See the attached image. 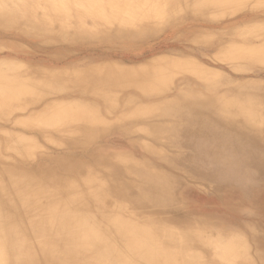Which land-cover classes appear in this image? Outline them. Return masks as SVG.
Wrapping results in <instances>:
<instances>
[{"label": "bare ground", "instance_id": "bare-ground-1", "mask_svg": "<svg viewBox=\"0 0 264 264\" xmlns=\"http://www.w3.org/2000/svg\"><path fill=\"white\" fill-rule=\"evenodd\" d=\"M239 3L240 0H0V25L5 26L7 23L19 25L16 32L23 35L30 34L28 30L30 28L36 29L31 36L35 38H32L33 41L40 45L42 42L37 37L45 39L48 36H56L54 38L58 40L53 38L54 41L61 43L63 38L73 40L69 36L75 37L81 33L98 34L109 28L114 30L99 35L112 34L114 37L142 39L152 32H165L169 29L167 37H173L177 36L185 23L178 20L179 18L191 17L189 21L192 22L196 18L203 19L204 14L210 10L225 11L233 9ZM261 14L264 16V12ZM259 16L261 15L257 12L248 11L242 14L240 21ZM175 19L177 20L173 22ZM15 51L20 52L16 54H23L20 56L22 59L35 58V54L24 53L26 51L24 49L18 48ZM49 55L57 60L66 58L65 61H68L71 58L56 52ZM35 72L45 79L68 81L73 87H77L79 82L76 78L67 77L69 72L52 73L31 69L23 73V76L28 78L24 81L37 78ZM114 74L109 72L100 79L109 86L96 85L94 89L90 88L88 91L64 92L62 98L90 95L89 99L95 102L98 100L108 102L111 92L120 89L115 86L117 83L124 85L127 80L129 81L127 83L137 84L139 80H149L145 75L129 74L116 78L112 77ZM161 74L162 69H159L150 77L156 80L159 79L157 75ZM198 76L199 80L207 77L203 71H200ZM96 78L99 77L89 78L87 75L84 80L92 84V80ZM133 86L137 89L136 85ZM200 86L202 90L197 95L185 98L179 95L173 100L155 98L148 95L149 93L144 94L136 90L129 92L123 87L124 89H120L122 102L119 110L108 108L104 111L107 118L116 116V120L120 118L119 120H124L121 121L123 123L116 124L113 120L107 122L103 129L97 130L94 128V121H86L84 124H77L74 130L82 133L83 140L66 139L73 143L91 142L95 137L105 134L109 127L120 128L119 132L123 138L135 135L133 138H126V143L131 149L135 148L138 155H145L147 160L135 162L120 154L125 162L116 168L113 167V160L101 154L100 146L94 149L95 155L88 163L60 161L56 162L53 168H42L36 173L24 171L19 166H8L4 171L1 170L2 174L8 176L7 185L1 184V195L6 194L9 189L15 194L30 189L35 195L45 198L49 196V201L51 199L52 201L49 202L50 207L42 209L35 206L33 201L35 198L30 196L27 199L25 195L17 197L14 201L0 200V205L3 206L5 203L4 205L9 208L13 206V210L17 207L16 210L24 214L30 209L33 215L27 219L28 222L30 219L31 222H37L39 227H44L41 230L49 228L47 226L53 223L55 231H60L61 227L67 231L53 244L41 241L42 237L38 233L31 231L14 233L17 231L4 227L1 229L4 231H0V234L2 233L0 264H104L105 261H116L120 264H215L216 260L218 263L221 261L225 263L232 262L233 258L238 257L237 249L243 244L238 235H230L223 227L206 222L197 224L195 228L188 224V221L198 213L189 212L192 208L187 205L185 196L191 188H188V185L183 186V182L191 184L200 182L202 186L205 183L214 193L222 195H226L228 190L227 187L220 186L225 183H235L238 186L250 183L259 186L263 183L253 179L252 172H258L260 179H264V87L253 88L246 82L234 85L235 87L228 91L221 89V85ZM17 92L19 90L16 85L6 82L0 86V102L6 105L18 96ZM144 99H148V103H156L155 114L148 115L159 116V123L149 121L142 123L137 126L136 133L130 130V126L133 128L137 121H125L123 115L132 112ZM31 105L37 108L39 103ZM24 109L20 108L18 111ZM2 118L3 121H8L4 116ZM80 118L81 116L76 115L72 122ZM41 119L47 125L54 124L58 117L56 113L49 112ZM168 122L172 124L168 125ZM177 129L182 136L180 141L174 139ZM164 133L167 134L165 140H159V135ZM22 141L21 138L14 140L16 144ZM159 144L180 152L184 158L180 163L183 167L180 168L176 162L169 163L162 154H156L152 145ZM31 146L23 145L22 150ZM86 146L88 145H65L64 149L73 151ZM184 149H188L189 153L183 152ZM18 157L21 161L29 159L23 153H19ZM148 160L155 164L162 161V164L166 165L163 169H167L175 177L170 179L166 172L150 167ZM207 165L212 166L208 172L203 170V166L206 168ZM100 177L108 182L105 191L99 190L97 181ZM73 178L83 182V187L79 189L78 185L72 182ZM173 192H176L175 195H171ZM100 194L103 196L111 194L125 202L126 205L121 206L120 210L129 207L137 210V215L133 217L123 216L115 219L114 222L120 227L119 232L114 234L115 240L119 242L118 246L110 242V236L103 239L102 232L96 229V222L90 215L92 210L100 216L104 213L100 209V204L95 201ZM248 194L243 191L238 202L234 197H224L226 208L239 211L242 201L253 202V198L248 199ZM144 197L149 198L147 201L150 208H160L162 219L156 220L139 214V209L147 211L144 210L147 204L143 200ZM172 205L176 206L169 209L168 206ZM249 208L250 211H258L256 202ZM260 209L264 210V198ZM250 211L243 212L245 214ZM0 221H6L1 214ZM166 223L183 229L178 236L169 234L171 230L162 225ZM242 226L247 231L251 230L246 222ZM210 227L214 230H209ZM23 228L29 229V226ZM154 235L159 236H156L158 241L154 239ZM250 236L258 248V253L261 245L257 244L259 242L264 244V241L254 233ZM32 245L35 247L34 250H30L29 246ZM198 258L202 260L196 262Z\"/></svg>", "mask_w": 264, "mask_h": 264}, {"label": "rangeland", "instance_id": "rangeland-1", "mask_svg": "<svg viewBox=\"0 0 264 264\" xmlns=\"http://www.w3.org/2000/svg\"><path fill=\"white\" fill-rule=\"evenodd\" d=\"M238 6L240 7L237 8ZM248 11L257 12L261 16L240 21L242 14ZM263 12L264 0L260 3L256 0H240V3L233 9L225 11L210 10L209 13L204 14L203 19L196 18L195 21L190 22L191 17L179 18L178 20L185 21V23L177 36L173 37H167L169 29H166L165 32H152L149 36H145L142 39H126L120 36L114 37L112 34L99 35V33L114 30L109 28L98 34L87 35L81 33L75 37L69 36L73 40L63 38L61 43H56L58 40L54 38L56 36H48L45 39L37 37L42 42L41 45L33 41L35 38L31 36L34 30L37 31L36 29L32 30L30 28L28 30L31 33L23 35L16 32V28L19 25L14 23H7L5 26L0 25V86L5 85L6 82L8 84L12 83L19 90L17 92L18 96H15L11 102L6 105L0 102V187L1 184L3 186L7 185L8 176L2 174L1 170L4 171L8 166H19L24 171L36 173L42 168H53L55 163L60 161L91 162L95 155L94 149L100 146L103 148L106 144V135L119 134L120 128L109 127L105 134L95 137L91 142L73 143L66 139L83 140L84 136H82V133L74 130L77 124H84L86 121H94V128L97 130L103 129L107 122L113 120L116 124L123 123L121 121L124 120H119L120 118L116 120V116L115 118L114 116L107 118L104 115L105 109L119 110L122 102L120 89L123 87L129 92L136 90L144 94L149 93L148 95H152L155 98H168L169 100L176 99L179 95L182 98L197 95L202 90L200 85L208 87L209 85H221V89L228 91L235 87L234 85H241L246 82L253 88H263L264 16L261 14ZM48 31L50 30H45V32ZM50 33L57 34V32ZM18 48L26 50L24 53L35 54V58L22 59L20 56L23 54H16L20 53L15 51ZM53 52L61 53L71 58L68 61H65L66 58L57 60L54 56L49 55V53ZM30 69L37 71L46 70L52 73L69 72L66 76L76 78L79 82L77 87H73L68 81L65 82L53 78L45 79L38 72L34 74L37 78L24 81L28 78L24 77L23 73ZM159 69H162V74L157 75L159 79H152L150 75ZM200 71L205 72L207 76L205 79L199 80ZM109 72L115 73L112 77L116 78L134 74L145 75L149 80H139L137 84L127 83L129 82L127 80L124 85L117 83L115 86L120 89L111 92L108 102H101L100 100L95 102L89 99L90 95L86 97L83 95V97L78 98H76L77 96H70V99L62 98L64 92L88 91L90 88L94 89L96 85H98L96 87H103L106 84L100 79L102 75ZM87 75H89V78L92 76H98L99 78L93 79V83L88 84L84 80ZM227 81L228 83H226ZM133 85H136L137 89H134ZM142 102V104H137L132 112L123 115L125 121H137L133 124V128L130 126V130L134 132L138 129L137 126L142 123L148 121L149 123H159V116L152 117L148 115L150 113L155 114L156 103H148V99H144ZM32 103H39V106L35 108L31 105ZM20 108H25L26 110L18 111ZM49 112L56 113L58 120L54 124L49 123L46 125V122L41 118ZM76 115L78 117L81 116V118L72 122ZM3 116L8 121H3ZM169 124L172 123L168 122ZM134 136L132 134L125 138H120V140L112 139L107 141L108 145L106 144L105 146L107 153L114 154L112 156L108 155V159L113 160V167L119 168L125 162L120 154H125V156L135 162L144 160L145 155L128 153L130 152L128 147L122 144L126 143V138H133ZM166 137L167 134L164 133L159 135L158 138L162 141ZM181 137L180 130L177 129L174 139L180 141ZM20 138L23 141L16 144L14 140H20ZM138 143L141 144L140 141ZM74 144L88 146L73 151L64 149L65 145ZM23 145L32 146L29 149L22 150ZM136 146L140 147L139 145ZM152 146L156 154H162L170 162H176L180 168L183 167L180 163L184 158L179 154L180 152H176L175 148L160 144ZM133 151L135 152V148ZM183 152L188 154L189 150L184 149ZM19 153L27 155L29 159L21 161L18 157ZM157 162L161 165H157L156 169L160 170V168L163 169V166L166 167V165L162 164V161ZM131 163L133 162L131 161ZM210 167L212 168V166L207 165L203 170L208 172ZM171 178L173 179V176ZM72 182L78 185L79 189L83 187V182L78 178H73ZM97 184L100 187L99 190L103 189L105 191L108 182L100 177ZM195 185H197L198 189L201 188L200 184L195 183ZM86 194L89 195L88 193ZM19 196H25L27 199L30 196L35 198L34 200L32 199L35 202V206H39L42 209L51 206L49 202L52 199L49 201V196L45 198L35 195L30 189L21 190L17 194L9 189L6 194H0V200L14 201ZM233 197L238 202L237 196ZM261 197L264 198V192L261 193L259 198H253V202L257 204L256 210L258 211H250L249 206L253 203L251 200L241 202L240 207L243 208L244 212L250 211L245 213L247 216V218L245 217V222L250 225L251 229L247 231L239 226L240 215L235 214L233 211L222 210L223 203L221 199H205L199 191L187 192L185 196L187 205L191 206V208H204L210 212L209 214L201 213L198 220L201 218L202 220H208L211 225L215 224L223 227L230 235H238L243 241L237 251L245 260L241 257L233 258L232 262L227 261L225 263L223 261L218 263L216 260L215 264H264V256L257 257L256 251L258 248L254 245L250 236L254 233L261 238L264 237V210L260 209L263 199ZM250 198L248 196V199ZM147 200L148 197H145V201ZM95 201L100 204V209L104 211L102 216L98 215L95 210L90 213L96 222V229L102 232L103 239L110 236V242L118 246L119 242L115 240V235L119 232L120 227L114 222L115 219L123 218V216L133 217L135 214L137 215V210H133L130 207L120 210L121 206L126 205L124 204L125 202L120 201L119 198L113 197L111 194L104 196L100 194V197L95 199ZM4 204L3 206L0 205V214L6 220L4 222L0 221V231L2 232L4 230L1 229L4 227L17 231L14 233L31 231L38 233L42 237L41 241L54 244L67 231L62 229V227L60 231H55L53 223L50 224L51 226H47L49 228L41 230L44 227H39L37 222H31V219L28 222L27 219L33 215L30 213V209L29 212L24 214L19 213L16 210L17 207H14L13 210V206L9 208V206ZM175 206L168 207L170 209V207L173 208ZM146 213L148 214L149 210ZM193 222L197 223L198 221H192V225L195 228ZM26 226H29V229L23 228ZM166 228L171 230L169 234L176 236L183 229L174 225H167ZM156 236L159 237L158 235ZM156 236L154 239L158 241ZM27 243L31 245L30 242ZM29 247L30 250L35 249L33 245ZM199 260L202 259L198 258L196 262H199ZM104 264L120 263L105 261Z\"/></svg>", "mask_w": 264, "mask_h": 264}, {"label": "crops", "instance_id": "crops-1", "mask_svg": "<svg viewBox=\"0 0 264 264\" xmlns=\"http://www.w3.org/2000/svg\"><path fill=\"white\" fill-rule=\"evenodd\" d=\"M107 136V138H106V144L108 145V143H107V141H109V140H120V138H123L122 137V135H120V133L119 134H116V135H110V134H107L106 135ZM106 144L103 146V148H102V153L101 154H103V155H107V157H108V155H114V154H109V153H107V150H106V148H105V146H106ZM122 144H124L123 146H125V147H128V149H129V151L130 152H128V153H135L134 151H133V149H131L129 146H128V143H122ZM126 153V152H125ZM125 155V154H124ZM144 159H146V158H144ZM133 160V159H132ZM147 160V159H146ZM144 161V160H143ZM147 162H149L148 164L150 165V167H152V168H154L155 170H158V169H156L155 167L158 165V166H160L159 164H155L152 160H148ZM169 163H170V161H169ZM168 164V163H167ZM203 167H205V166H203ZM160 170L161 171H163V172H166V175L170 178V179H172L171 178V176H173V178L175 177V175L174 174H172V173H170L169 171H167V169H161L160 168ZM160 170H158V171H160ZM252 178L253 179H255V180H260V181H262L263 183L260 185L259 184V186H255V184H248V185H246V186H238L237 184H235V183H229V184H223V185H220V186H222V187H227V193H226V195H222V193H214L213 192V190L212 189H210L205 183L203 184V186H202V184L200 183V182H198L197 184H200L199 186L201 187L200 189H198L197 188V185H195V184H191V183H189V182H187V183H184L183 182V186H185V185H188V188L190 187L191 189H190V191H195V192H201L202 194H203V196L205 197V199H209V198H218V199H221L222 200V203H223V206L221 207L222 208V210H225V211H233L235 214H238V215H240L239 216V219H240V222H238L239 223V226L241 227V228H243V224H245V214H244V210H243V208L241 207V209L239 210V211H236V209L235 210H233V209H228V208H226V206H225V204H226V200L224 199V197H226L227 196V198H231V197H233V196H236L237 195V198H240L241 197V194L243 193V191H245V192H248L249 194V198L251 197V198H259V196L261 195V193H263L264 192V179L262 178V179H260L261 178V176H259V173L258 172H252ZM205 187V188H204ZM135 193H136V191H135ZM175 193L176 192H173V193H171V195H175ZM240 196V197H239ZM262 198V197H261ZM149 199V198H148ZM143 200H145V197L143 198ZM221 202V201H220ZM145 203H147L145 206H146V208L144 209L145 211L146 210H149V213L147 214L146 212H144L143 210H141V209H139L138 211H139V214L140 215H143V214H145V215H143V216H148V218H152V219H156V220H158V219H162V211H159L160 210V208H156V207H152L153 209H155L154 211H152L153 209L152 208H150L149 206H148V203H149V201H145ZM189 212H195V213H198L197 214V216H195L194 218H191L189 221H188V224H192V221H198L197 223H194V226L196 227L197 226V224H200V223H202V222H206V223H208V224H210L211 225V223L208 221V220H202V218L200 219V220H198L199 219V217L201 216V213L202 214H204V213H210V212H208V211H206L204 208L203 209H197V208H192L191 209V211H189ZM212 212V211H211ZM242 216V217H241ZM165 223V222H164ZM248 224V223H247ZM162 225H165V226H167V223L166 224H162ZM164 226V227H165ZM186 226H189V225H186ZM192 227H193V225H191ZM214 226H217V225H215L214 224ZM179 228H181V227H179ZM211 229H213L214 230V228L213 227H210L209 228V230H211ZM225 229V228H224ZM226 230V229H225ZM207 231H208V229H207ZM259 238H261L260 236H259ZM262 240L264 241V237L262 238ZM259 244V245H258ZM257 244V246H260L261 247V249L258 251V253H257V251H256V254H257V257H263L264 256V244H263V242L261 243V242H259ZM261 254V255H260ZM239 257H241V258H243L244 259V257L243 256H241V255H239L238 257H236V258H239ZM235 258V259H236ZM245 260V259H244ZM245 262H248V261H245Z\"/></svg>", "mask_w": 264, "mask_h": 264}]
</instances>
